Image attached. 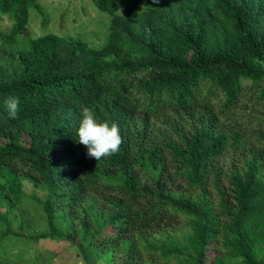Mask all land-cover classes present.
<instances>
[{"label":"trees","instance_id":"1","mask_svg":"<svg viewBox=\"0 0 264 264\" xmlns=\"http://www.w3.org/2000/svg\"><path fill=\"white\" fill-rule=\"evenodd\" d=\"M36 1L0 0V264H264V0H91L98 47L33 37ZM84 107L117 154L77 142Z\"/></svg>","mask_w":264,"mask_h":264},{"label":"rangeland","instance_id":"2","mask_svg":"<svg viewBox=\"0 0 264 264\" xmlns=\"http://www.w3.org/2000/svg\"><path fill=\"white\" fill-rule=\"evenodd\" d=\"M130 1V0H128ZM37 3L40 4L44 17L48 19L46 26L37 15ZM145 6L140 3V10ZM85 10V11H84ZM9 15L0 14V31H7L11 25ZM28 31L33 37L45 33L72 35L79 37L93 47L103 44L107 36L109 16L94 9L91 0H37L29 10ZM229 161L226 160L225 163ZM181 226L177 229H179ZM41 223L34 225V233L44 231ZM90 264H123L118 252L113 254L89 256ZM45 264H86L75 250L65 249L52 263Z\"/></svg>","mask_w":264,"mask_h":264},{"label":"clouds","instance_id":"3","mask_svg":"<svg viewBox=\"0 0 264 264\" xmlns=\"http://www.w3.org/2000/svg\"><path fill=\"white\" fill-rule=\"evenodd\" d=\"M5 108L11 120L19 118V99L11 97L5 101ZM78 143L87 148V156L99 161L117 154L123 143L119 125L116 123H98L89 107L82 109V119L78 130Z\"/></svg>","mask_w":264,"mask_h":264}]
</instances>
